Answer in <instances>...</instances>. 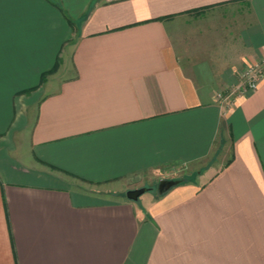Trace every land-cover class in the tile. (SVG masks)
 <instances>
[{
	"label": "crops",
	"instance_id": "crops-1",
	"mask_svg": "<svg viewBox=\"0 0 264 264\" xmlns=\"http://www.w3.org/2000/svg\"><path fill=\"white\" fill-rule=\"evenodd\" d=\"M261 58L264 0H0V264H264Z\"/></svg>",
	"mask_w": 264,
	"mask_h": 264
},
{
	"label": "built area",
	"instance_id": "built-area-1",
	"mask_svg": "<svg viewBox=\"0 0 264 264\" xmlns=\"http://www.w3.org/2000/svg\"><path fill=\"white\" fill-rule=\"evenodd\" d=\"M261 78H264V58L250 64L243 74L241 84L235 88L234 92L232 88H223L217 92V99L220 102H225L231 100L233 95L234 98L240 97L247 91L254 90Z\"/></svg>",
	"mask_w": 264,
	"mask_h": 264
},
{
	"label": "water",
	"instance_id": "water-1",
	"mask_svg": "<svg viewBox=\"0 0 264 264\" xmlns=\"http://www.w3.org/2000/svg\"><path fill=\"white\" fill-rule=\"evenodd\" d=\"M181 180L179 179H168V180H161L157 186V191L158 193H163L166 190H168L170 187H172L173 185L179 183ZM149 188L142 186V187H137V188H133V189H129L126 191V197L129 200H137L139 198V196L141 194H143L144 192L148 191Z\"/></svg>",
	"mask_w": 264,
	"mask_h": 264
},
{
	"label": "trees",
	"instance_id": "trees-1",
	"mask_svg": "<svg viewBox=\"0 0 264 264\" xmlns=\"http://www.w3.org/2000/svg\"><path fill=\"white\" fill-rule=\"evenodd\" d=\"M56 67H57V64H55L51 70H49V71H47L46 73H44L43 76H42V78H41V82H42V80L44 79V76H45L46 74L51 73L52 71H54V69H55ZM163 193H164V192H163Z\"/></svg>",
	"mask_w": 264,
	"mask_h": 264
}]
</instances>
